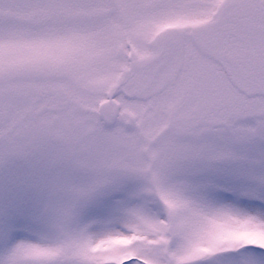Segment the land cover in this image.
Returning a JSON list of instances; mask_svg holds the SVG:
<instances>
[{
    "label": "snow or ice",
    "instance_id": "6c2138e0",
    "mask_svg": "<svg viewBox=\"0 0 264 264\" xmlns=\"http://www.w3.org/2000/svg\"><path fill=\"white\" fill-rule=\"evenodd\" d=\"M0 264H264V0H0Z\"/></svg>",
    "mask_w": 264,
    "mask_h": 264
}]
</instances>
